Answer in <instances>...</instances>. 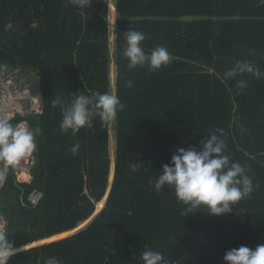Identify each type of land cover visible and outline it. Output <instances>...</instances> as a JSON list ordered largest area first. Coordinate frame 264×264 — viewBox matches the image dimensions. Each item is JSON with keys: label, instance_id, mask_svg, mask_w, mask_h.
I'll list each match as a JSON object with an SVG mask.
<instances>
[{"label": "trees", "instance_id": "16d2710c", "mask_svg": "<svg viewBox=\"0 0 264 264\" xmlns=\"http://www.w3.org/2000/svg\"><path fill=\"white\" fill-rule=\"evenodd\" d=\"M109 3L92 0L80 9L69 0H0V67L36 72L43 109L31 118L35 129L42 127L33 179L17 183L8 175L0 216L17 249L44 244L15 253L9 264H44L52 256L61 264H144L147 249L162 252L168 264H226V251L264 243V80L244 74L222 83L217 74L243 59L264 70V6L257 0ZM110 7L111 19L116 9L114 52ZM134 28L146 35V52L164 46L172 63L153 72L129 69L123 36ZM240 79L248 82L243 90ZM96 91L114 93L126 104L114 120L115 174L106 204L111 123L96 116L93 127L73 136L61 131L60 106H52L57 96L67 104L74 94ZM217 128L226 134V154L248 167L258 187L230 213L199 210L184 217L186 206L174 189L166 185L157 193L149 181L178 148L199 146ZM139 162L147 171L132 172L130 165ZM35 189L43 193L37 205L28 200ZM96 206L104 208L67 236L87 224Z\"/></svg>", "mask_w": 264, "mask_h": 264}, {"label": "clouds", "instance_id": "9594fccd", "mask_svg": "<svg viewBox=\"0 0 264 264\" xmlns=\"http://www.w3.org/2000/svg\"><path fill=\"white\" fill-rule=\"evenodd\" d=\"M69 3L85 9L90 8L92 0H69ZM257 6H264V0H257ZM12 27L10 22L6 25V30ZM123 39L126 46L122 55L128 60L129 69L147 67L149 72H153L170 65L175 59L164 46H157L150 53L146 52L142 46L146 35L135 28L126 31ZM248 51L250 55H256L255 49ZM244 74L264 80V70L251 59L238 60L222 76L217 75L222 83H226L227 80ZM126 83L128 87L133 86L131 80ZM247 86V80L237 81L238 89L243 90ZM57 105L60 106L62 114L61 131H70L73 136L81 128L93 127L94 117L99 116L102 124H108L116 119L118 112L126 108V104L116 94L99 91L91 95L74 94L71 102L67 104L57 96L52 100V106ZM225 135L223 129L217 128L199 146L178 148L171 161L162 166V172L155 181H149L150 187L157 193L166 185L174 189L177 200L186 206L181 213L184 217L199 210L216 216L230 213L240 200L251 198L255 187H258L248 175V167L226 154ZM79 148V143L72 146L70 151L73 156L78 154ZM36 149L35 133L26 124L14 125L7 118H0V162L4 169L18 165ZM130 168L132 172L144 169L140 162L131 164ZM4 178L3 171H0V181ZM23 247L27 250L25 245ZM19 250L10 242L9 234L0 230V264H9L10 258ZM141 258L144 264H168L162 252L152 249L143 251ZM223 259L226 264H264V243H258L255 247L241 245L239 248H232L226 251ZM44 264H61V261L52 256L46 258Z\"/></svg>", "mask_w": 264, "mask_h": 264}, {"label": "built area", "instance_id": "2783aa9c", "mask_svg": "<svg viewBox=\"0 0 264 264\" xmlns=\"http://www.w3.org/2000/svg\"><path fill=\"white\" fill-rule=\"evenodd\" d=\"M32 72L19 67H0V118H7L14 125L18 123L26 124L30 130L34 131L36 140V129L32 126L31 118L40 115L43 109L42 97L38 88L39 80H25ZM35 152L36 150L31 156L22 159L14 167L9 166L4 169L2 165L5 178L0 181V191L10 174L16 176L17 183L32 181V172L36 164ZM42 196L43 193L35 189L28 196V200L33 205H37ZM0 230L7 231V222L2 216H0Z\"/></svg>", "mask_w": 264, "mask_h": 264}, {"label": "rangeland", "instance_id": "374dc122", "mask_svg": "<svg viewBox=\"0 0 264 264\" xmlns=\"http://www.w3.org/2000/svg\"><path fill=\"white\" fill-rule=\"evenodd\" d=\"M109 4H110V6L113 4V2L115 3L116 2V0H109ZM115 13V12H114ZM111 15H112V11H111V7H110V14H109V21H110V30H111V36H110V39H111V51L112 52H114V44H115V38H116V34H115V32H114V30H115V28H116V18H115V16L113 17V19H111ZM114 20V21H113ZM114 64H112V67H111V72H113V67L115 66H113ZM112 78V77H111ZM111 80H113V78L111 79ZM112 85H113V82H112ZM113 91H114V88H113ZM112 136H114V142H115V146L117 145V142H116V131H115V121H113V122H111V125H110V139L111 140H113V137ZM112 143L110 142V154H111V160L113 161V156H114V152H113V150H112ZM112 180H113V178H110L109 179V185H111V182H112ZM109 189H110V186H109V188H108V191H109ZM96 209H97V206H96ZM92 219H90L88 222H87V224H89L90 223V221H91ZM87 224L86 225H84L83 227H81V228H79L78 230H81V229H83V228H85L86 226H87ZM72 234V232H70L67 236H70ZM67 236H65V237H67ZM65 237H63V238H65ZM61 239V238H60ZM58 240V239H57ZM55 241V240H54ZM19 249V248H18ZM20 251V250H19ZM18 251V252H19Z\"/></svg>", "mask_w": 264, "mask_h": 264}, {"label": "crops", "instance_id": "0c3cea01", "mask_svg": "<svg viewBox=\"0 0 264 264\" xmlns=\"http://www.w3.org/2000/svg\"><path fill=\"white\" fill-rule=\"evenodd\" d=\"M113 4L115 5V3L113 2ZM115 18H116V9H115ZM115 74H116V71H113V73H112V78H113V80H112V82H113V88H114V91H115V78H116V76H115ZM111 78V79H112ZM113 137V141H114V136H112ZM113 145H114V148H113V152H114V156H113V161L111 160V170H110V175H111V173H112V178H113V180H114V174H115V159H116V147L117 146H115V142H113ZM109 179H110V176H109ZM113 180H112V182H111V185H110V189H109V191L107 190V193H106V200H105V204H106V201H107V198H108V195H109V192H110V190H111V187H112V184H113ZM105 204H104V206H105ZM104 206L101 208V210L104 208ZM101 210H99V211H97V209L95 210V214H93L92 216V218H94Z\"/></svg>", "mask_w": 264, "mask_h": 264}, {"label": "water", "instance_id": "95a60500", "mask_svg": "<svg viewBox=\"0 0 264 264\" xmlns=\"http://www.w3.org/2000/svg\"><path fill=\"white\" fill-rule=\"evenodd\" d=\"M25 80H27V81H37V80H39V78H38V75H37L36 72H32L31 74H29V75L26 77ZM38 120H39V121L41 120V117H40V116L38 117ZM41 132H42V127H41L40 124H38V126L36 127V134L40 135ZM91 219L93 220V218H91ZM92 220H91V221H92ZM91 221H90V222H91ZM87 225H88V224H87ZM78 231H80V230H75L74 232H72V234H74V233H76V232H78ZM72 234H71V235H72ZM53 241H54V240H53ZM50 242H52V241H50ZM46 243H49V242H46ZM42 244H44V243H39V244H36V245L30 246V247H27V249H29V248H31V247H34V246L42 245ZM26 246H27V245H26ZM19 249H20L19 252L25 250L23 246H22L21 248H19ZM16 253H18V251H17Z\"/></svg>", "mask_w": 264, "mask_h": 264}, {"label": "bare ground", "instance_id": "6f19581e", "mask_svg": "<svg viewBox=\"0 0 264 264\" xmlns=\"http://www.w3.org/2000/svg\"><path fill=\"white\" fill-rule=\"evenodd\" d=\"M48 242H50V241H48ZM46 243V242H45Z\"/></svg>", "mask_w": 264, "mask_h": 264}]
</instances>
